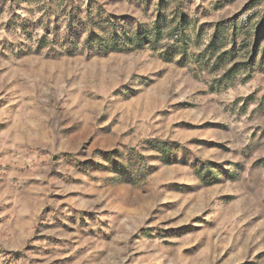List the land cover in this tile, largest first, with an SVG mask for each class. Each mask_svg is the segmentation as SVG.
Masks as SVG:
<instances>
[{"label":"rangeland","instance_id":"rangeland-1","mask_svg":"<svg viewBox=\"0 0 264 264\" xmlns=\"http://www.w3.org/2000/svg\"><path fill=\"white\" fill-rule=\"evenodd\" d=\"M0 264H264V0H0Z\"/></svg>","mask_w":264,"mask_h":264}]
</instances>
